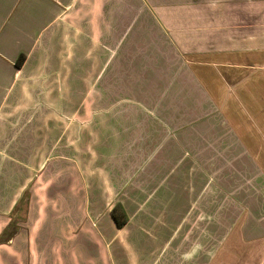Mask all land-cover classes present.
I'll return each instance as SVG.
<instances>
[{
  "label": "crops",
  "instance_id": "obj_1",
  "mask_svg": "<svg viewBox=\"0 0 264 264\" xmlns=\"http://www.w3.org/2000/svg\"><path fill=\"white\" fill-rule=\"evenodd\" d=\"M0 264H264V0H0Z\"/></svg>",
  "mask_w": 264,
  "mask_h": 264
},
{
  "label": "rangeland",
  "instance_id": "obj_2",
  "mask_svg": "<svg viewBox=\"0 0 264 264\" xmlns=\"http://www.w3.org/2000/svg\"><path fill=\"white\" fill-rule=\"evenodd\" d=\"M72 120H73V119H72ZM79 203H80L81 206H83L84 201L81 200ZM59 212L62 213L63 210H61V211H59ZM59 212L56 211V213H59ZM117 214H118V216H122L121 214H119V212H117ZM68 219H69V218H67V219H61L60 221H62V220H63V221H67ZM88 221H89V219H88Z\"/></svg>",
  "mask_w": 264,
  "mask_h": 264
},
{
  "label": "trees",
  "instance_id": "obj_3",
  "mask_svg": "<svg viewBox=\"0 0 264 264\" xmlns=\"http://www.w3.org/2000/svg\"><path fill=\"white\" fill-rule=\"evenodd\" d=\"M116 218V217H115ZM116 220H117V218H116Z\"/></svg>",
  "mask_w": 264,
  "mask_h": 264
}]
</instances>
